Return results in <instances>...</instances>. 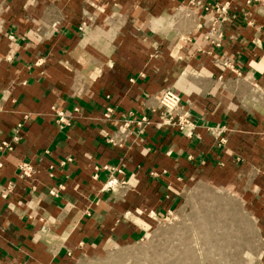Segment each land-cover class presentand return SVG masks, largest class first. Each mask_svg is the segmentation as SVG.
Instances as JSON below:
<instances>
[{"label":"crops","instance_id":"1","mask_svg":"<svg viewBox=\"0 0 264 264\" xmlns=\"http://www.w3.org/2000/svg\"><path fill=\"white\" fill-rule=\"evenodd\" d=\"M217 2L230 14L220 44L204 22ZM167 87L191 135L153 114ZM130 114L148 122L122 135ZM0 163V264L98 262L222 173L260 188L264 223L263 5L0 0Z\"/></svg>","mask_w":264,"mask_h":264},{"label":"rangeland","instance_id":"2","mask_svg":"<svg viewBox=\"0 0 264 264\" xmlns=\"http://www.w3.org/2000/svg\"><path fill=\"white\" fill-rule=\"evenodd\" d=\"M225 178L197 182L186 202L157 217L141 239L110 246L90 264H262L261 190L241 177L227 184Z\"/></svg>","mask_w":264,"mask_h":264},{"label":"built area","instance_id":"3","mask_svg":"<svg viewBox=\"0 0 264 264\" xmlns=\"http://www.w3.org/2000/svg\"><path fill=\"white\" fill-rule=\"evenodd\" d=\"M246 5H251L254 3H260L264 7V0H245ZM184 10L181 8V11ZM206 12V19L204 20L205 25H208L209 31L207 38H209L212 43L220 44L224 34V24L229 19V4H222L220 2L215 3L214 5L204 6ZM204 25V24H203ZM83 25L80 26V30H83ZM225 65L230 66L234 69L233 65L230 63H225ZM158 103L156 106H152L151 110L154 115L160 119L161 123L164 125H171L180 128L181 131H184L187 135H191L194 129V124L190 123L185 119V116H179V119H176L175 115L180 107L181 97L171 88L167 87L160 91L159 97H157ZM78 111V108H75ZM54 113L60 127H66L71 124V117L67 114L66 111L62 109L55 108ZM111 109H108L105 113V117H110ZM148 122V117L144 116L140 119H135L133 116L128 115L122 123L119 125V132L122 135H127L128 131L131 129L132 125H138L139 127L143 123ZM21 126V125H20ZM123 136H111L108 137V142L116 144L118 140L122 139ZM1 166V163H0ZM20 173L22 176H29L32 172V166L29 163H21L19 166ZM117 179L113 178L108 182L109 186L113 187L117 185ZM172 211L167 212L166 214H171Z\"/></svg>","mask_w":264,"mask_h":264}]
</instances>
